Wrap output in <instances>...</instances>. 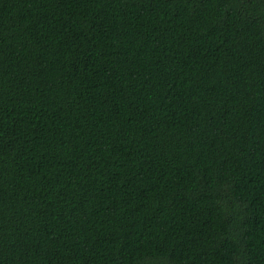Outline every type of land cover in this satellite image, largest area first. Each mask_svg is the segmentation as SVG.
Returning <instances> with one entry per match:
<instances>
[{
	"label": "trees",
	"instance_id": "16d2710c",
	"mask_svg": "<svg viewBox=\"0 0 264 264\" xmlns=\"http://www.w3.org/2000/svg\"><path fill=\"white\" fill-rule=\"evenodd\" d=\"M0 264H264V0H0Z\"/></svg>",
	"mask_w": 264,
	"mask_h": 264
}]
</instances>
